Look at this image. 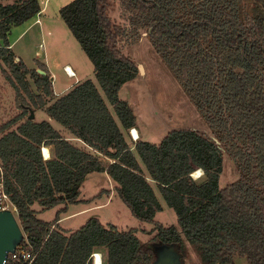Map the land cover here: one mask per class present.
I'll return each instance as SVG.
<instances>
[{
    "label": "trees",
    "instance_id": "1",
    "mask_svg": "<svg viewBox=\"0 0 264 264\" xmlns=\"http://www.w3.org/2000/svg\"><path fill=\"white\" fill-rule=\"evenodd\" d=\"M123 2L214 136L184 127L169 130L158 143L138 139L133 147L127 140L125 130L136 127L137 118L120 91L139 68L119 44L124 28L111 18L109 0H72L59 12L93 62L116 115L92 79L47 105L44 95H54L51 75L17 61L9 38L14 26L41 13L40 0H0V70L22 107L0 124V165L23 243L36 253L32 264H95L96 252L102 264H154L158 246L173 247L187 264L189 244L201 264H235L237 256L264 264V0ZM29 76L44 95L33 90ZM33 106L45 107L72 136L50 120L30 119ZM45 146L51 147L48 158ZM225 152L241 178L221 187ZM196 171L202 175L195 177ZM93 172L107 173L132 214L154 224L148 241L136 228L124 230L98 216L75 230L61 227L59 216L38 217L80 202ZM155 187L177 224L156 221L164 205Z\"/></svg>",
    "mask_w": 264,
    "mask_h": 264
},
{
    "label": "rangeland",
    "instance_id": "2",
    "mask_svg": "<svg viewBox=\"0 0 264 264\" xmlns=\"http://www.w3.org/2000/svg\"><path fill=\"white\" fill-rule=\"evenodd\" d=\"M71 1L46 0L47 6L41 16L39 14L35 16L36 18L33 17L23 24L14 26L9 34L12 48L18 57L17 61L21 59L29 68L37 69L38 72L43 70L51 75L54 91L52 97L45 96L42 90L37 89L34 79L29 76L31 87L37 93L44 95L47 105L70 90L77 82L86 79H92L107 100L96 78L93 62L60 15V8ZM40 2L45 3V0H40ZM109 14L124 28V34L119 41L123 52L136 62L138 68L142 65L144 69V71L138 69L136 78L125 83L120 91V97L128 100L137 118L139 137L135 139L130 130H125L127 140L133 147L138 139L158 143L169 130L174 128H197L214 136L175 74L154 49L147 29L135 23L133 14L128 11L123 0H109ZM37 18L41 20L34 22ZM67 64L76 72V76L67 73L65 70ZM20 100L17 89L1 69L0 124L22 113ZM27 100L30 101L28 98ZM109 106L116 115L113 106L111 104ZM33 107L31 109L36 114L34 120H50L64 136H72L59 122L49 117L45 107ZM19 123L21 120L11 129H15ZM77 140L72 138V141L84 144L80 139ZM47 148L50 154L51 147ZM194 175L199 177L200 171H196ZM240 178L241 174L235 162L225 152L220 186L224 187ZM155 188L164 205V210L157 213L156 221L165 226L177 224L178 218L174 209L167 205L160 191L157 187ZM35 208L41 210L38 205H35ZM63 209L65 210L62 211ZM14 214L18 219V212L15 209ZM57 216L60 217L61 227L68 230H75L86 223L89 218L98 216L105 224L112 223L124 230L136 228L143 241H148L154 234L152 232L154 224L134 216L131 209L119 197L116 183L107 173L102 172H93L87 176L80 194V202L60 204L53 209L38 212L39 218L48 221H54ZM189 252L187 264H201L199 255L190 244ZM235 264L250 263L246 258L237 256Z\"/></svg>",
    "mask_w": 264,
    "mask_h": 264
},
{
    "label": "water",
    "instance_id": "3",
    "mask_svg": "<svg viewBox=\"0 0 264 264\" xmlns=\"http://www.w3.org/2000/svg\"><path fill=\"white\" fill-rule=\"evenodd\" d=\"M152 28L150 29V32ZM139 69L144 71L143 66L139 65ZM42 74L45 71L40 70ZM30 119H34L36 114L30 109ZM217 142L219 140L213 137ZM220 143V142H219ZM25 238L23 228L21 227L16 215L12 210H0V264H4L7 255L13 251ZM156 260L154 264H181V257L178 252L170 246L156 247Z\"/></svg>",
    "mask_w": 264,
    "mask_h": 264
},
{
    "label": "built area",
    "instance_id": "4",
    "mask_svg": "<svg viewBox=\"0 0 264 264\" xmlns=\"http://www.w3.org/2000/svg\"><path fill=\"white\" fill-rule=\"evenodd\" d=\"M65 70L67 71L69 75L76 76V72L71 68L70 65H66ZM132 129L133 128H131L130 131L133 136ZM43 153L46 158L50 157L49 152H48V155L44 151ZM200 175H202L201 171H200ZM7 209L12 210L13 212L15 209L18 212L16 205L11 200L9 193L7 192L5 188L4 170H3L2 165H0V210H7ZM98 253L99 252H96L93 255L95 264H97L96 254ZM99 254L101 256V253ZM35 256H36V253L33 252V250L30 247V244L23 243L22 241V243H20L13 251H10L8 253L7 258L4 261V264H32ZM100 264H102V256H101Z\"/></svg>",
    "mask_w": 264,
    "mask_h": 264
},
{
    "label": "bare ground",
    "instance_id": "5",
    "mask_svg": "<svg viewBox=\"0 0 264 264\" xmlns=\"http://www.w3.org/2000/svg\"><path fill=\"white\" fill-rule=\"evenodd\" d=\"M132 133H133V137L135 138L139 137V132L137 131L136 128L132 129ZM44 152L48 155V148L46 146L44 147ZM96 258H97V264H100L101 256L99 253L96 254Z\"/></svg>",
    "mask_w": 264,
    "mask_h": 264
},
{
    "label": "crops",
    "instance_id": "6",
    "mask_svg": "<svg viewBox=\"0 0 264 264\" xmlns=\"http://www.w3.org/2000/svg\"><path fill=\"white\" fill-rule=\"evenodd\" d=\"M40 3H41V7H42V11L40 13V16H41L45 12L44 10H45V8L47 6V3H46V0H45V3H42V2H40ZM34 18H36V17H34ZM39 20H41V19L40 18H37V19L34 20V22L39 21ZM67 65H69V64H67ZM134 128L138 129V126H136ZM99 253H101V252H99ZM101 256H102V253H101Z\"/></svg>",
    "mask_w": 264,
    "mask_h": 264
}]
</instances>
